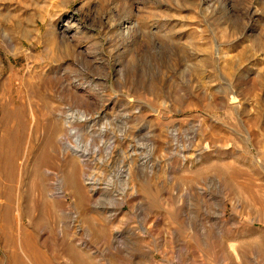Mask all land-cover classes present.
<instances>
[{"label":"rangeland","instance_id":"rangeland-1","mask_svg":"<svg viewBox=\"0 0 264 264\" xmlns=\"http://www.w3.org/2000/svg\"><path fill=\"white\" fill-rule=\"evenodd\" d=\"M0 264H264V0H0Z\"/></svg>","mask_w":264,"mask_h":264},{"label":"bare ground","instance_id":"bare-ground-1","mask_svg":"<svg viewBox=\"0 0 264 264\" xmlns=\"http://www.w3.org/2000/svg\"><path fill=\"white\" fill-rule=\"evenodd\" d=\"M69 29H71V26L69 25V24H65L64 25V31H68ZM112 146L113 145H110L108 148H112ZM66 149H68V150H70L71 152H72V154H74L75 156H77L80 160H81V162L83 163V162H85V156H87V152H88V150H86V149H82V148H80L79 146H74V145H71V144H68L66 147H65ZM79 149H81V150H79ZM110 150H108L107 152H106V157H108L109 155H110ZM104 161V160H103ZM137 164V163H136ZM129 174H130V172H128ZM129 177V176H128ZM128 179V178H127ZM90 181V180H89ZM126 182V181H125ZM65 183V182H64ZM126 184V183H125ZM90 186L92 185V181H91V184H89ZM128 185V184H127ZM89 190L91 191V192H94L93 191V187L91 186V187H89ZM62 192H59L58 194H61ZM121 203H122V201H121ZM111 218V217H110Z\"/></svg>","mask_w":264,"mask_h":264}]
</instances>
